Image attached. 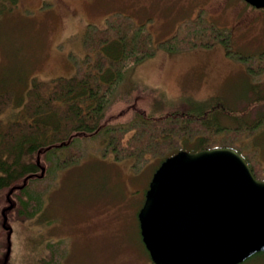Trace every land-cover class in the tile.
<instances>
[{
	"label": "rangeland",
	"instance_id": "rangeland-1",
	"mask_svg": "<svg viewBox=\"0 0 264 264\" xmlns=\"http://www.w3.org/2000/svg\"><path fill=\"white\" fill-rule=\"evenodd\" d=\"M118 16L143 24L152 35L154 53L136 65L135 80L160 86L170 96L219 95L235 107L252 96L258 79L246 76L244 63L264 49V7L245 0H0V94L13 92L10 107L0 112V128L24 117L32 77L73 75L83 60L87 27L102 28ZM199 18L228 28V45L215 41L183 51L163 45ZM252 108L255 113L264 104ZM81 148L74 164L51 165L42 183L24 189L43 191L34 216L17 219V205L10 214L8 264H40L53 251L58 264H156L137 217L153 164L135 173L129 158L114 159L103 151L100 135L83 141ZM258 157L262 163L253 166L264 175V145ZM23 191L12 195L16 202ZM242 264H264V253Z\"/></svg>",
	"mask_w": 264,
	"mask_h": 264
},
{
	"label": "trees",
	"instance_id": "trees-1",
	"mask_svg": "<svg viewBox=\"0 0 264 264\" xmlns=\"http://www.w3.org/2000/svg\"><path fill=\"white\" fill-rule=\"evenodd\" d=\"M87 28L83 60L75 73L46 80L32 77L23 103L24 117L0 128L3 264H8L10 214L14 207L17 205L16 217L20 220L31 218L38 211L36 198L43 190L32 194L24 189L42 183L50 175L51 165L62 169L74 164L82 154V142L97 135L101 136L103 151L111 152L114 159L129 158L135 173L150 163L153 173L166 156L179 149L225 146L238 151L253 174L264 179L253 166L254 161L262 163L258 156L264 145V109L251 111L254 105L264 104V49L245 60L246 76L258 81L251 86L253 94L246 103L235 107L219 95L170 96L160 86L135 80L136 65L155 50L152 35L143 24L118 16L102 28ZM230 38L228 28L201 22L199 18L163 45L169 51H183L208 47L215 41L227 46ZM12 100L13 92L0 94V112L10 107ZM18 191L23 192L16 202L12 195ZM31 199L36 200V206L28 209ZM259 253L264 251L240 263L255 259ZM58 258L53 251L40 264H58Z\"/></svg>",
	"mask_w": 264,
	"mask_h": 264
},
{
	"label": "water",
	"instance_id": "water-1",
	"mask_svg": "<svg viewBox=\"0 0 264 264\" xmlns=\"http://www.w3.org/2000/svg\"><path fill=\"white\" fill-rule=\"evenodd\" d=\"M137 217L156 264H238L264 251V180L232 147L180 149L152 173Z\"/></svg>",
	"mask_w": 264,
	"mask_h": 264
}]
</instances>
